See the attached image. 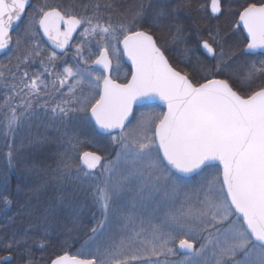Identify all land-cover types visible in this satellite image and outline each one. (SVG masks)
Instances as JSON below:
<instances>
[{
	"label": "snow or ice",
	"instance_id": "1",
	"mask_svg": "<svg viewBox=\"0 0 264 264\" xmlns=\"http://www.w3.org/2000/svg\"><path fill=\"white\" fill-rule=\"evenodd\" d=\"M30 2L0 0V51L13 43L14 26ZM226 4L227 0H212V12L230 13ZM103 7L106 15L97 3L92 15L80 16L48 4L37 6L28 15L25 30V36L34 28L42 30L57 49L64 50L72 34L84 26V42L75 49V68L64 67L52 81L53 89L68 85L69 98L49 110L65 128L69 119L94 122L119 149L115 160H106L98 152L78 153L75 170L71 157L56 154L55 167L50 168L54 182L73 176L95 178L97 171L104 180L93 191L102 219L90 229L83 254L65 253L52 264H264V85L245 90L248 86L234 81L229 69L235 53L226 52L215 37L218 54L207 40L202 47L216 63L194 69L202 73L203 82L190 78L169 63L156 37L140 28L144 22L158 26L181 9H191L192 0H159L158 4L149 0L147 6L140 3L123 9L115 20L109 11L112 5ZM236 15L232 26L246 31V48L264 49V2L248 3ZM183 32L177 25L174 39H182ZM15 44H21L19 37ZM125 58L131 62V78L120 83L112 73L119 72ZM56 59L54 51L49 61ZM44 74L53 75L45 67L32 76L22 72L17 79L7 66H0V84L7 89L0 100V128L6 139H14L35 115L34 104L42 98V90L49 89ZM260 77H264V60L250 62L245 77L249 85ZM152 104L166 110L135 115L134 109ZM41 107L48 109L47 101ZM56 132L78 152L83 143L78 137L60 133L59 128ZM7 157L11 165L13 151ZM192 174L202 179L195 189L187 190L185 181ZM126 195L130 198L119 203ZM0 201L11 204L7 196L0 195ZM31 239L25 233L6 247ZM179 252L183 260L169 259ZM10 259L4 257V264Z\"/></svg>",
	"mask_w": 264,
	"mask_h": 264
},
{
	"label": "trees",
	"instance_id": "2",
	"mask_svg": "<svg viewBox=\"0 0 264 264\" xmlns=\"http://www.w3.org/2000/svg\"><path fill=\"white\" fill-rule=\"evenodd\" d=\"M37 1L38 0H33L27 15L31 13ZM64 1L70 2L74 0ZM251 1L255 3L264 2V0ZM144 2L147 6L149 0H144ZM192 2L197 6L196 4H198V2L196 3L194 0H192ZM97 3L101 5L100 11L102 15L107 14L103 6L111 4L112 8L109 11H111L113 16L116 15L117 18V14L123 9L138 5V0H75V4H80L83 8H81L82 10H75L73 14L90 16L93 11L92 6ZM234 5L235 7H243L242 4H235V2L231 0L228 1L226 6L231 9V12L224 14L220 18L221 22L219 24V28H223L224 32L230 30V33L225 36L229 39L231 45H233L232 42L236 41L238 38V36H235V33L232 32V25L236 20V18H234L236 10L232 8ZM27 19L28 17L26 16L15 32L27 27ZM140 28L148 30L153 34L155 31L154 27H150L147 22L142 23ZM33 30L37 31L32 35L31 41H33L31 43L34 47L39 45L44 52V57H35L33 60H35L37 64L39 63L42 65L41 61L44 62L45 59L49 60L48 53L46 52H50V49L43 41L38 29L34 28ZM165 30H168V27ZM165 35L167 36V34ZM207 37L213 38L212 34H208ZM83 41L84 38L80 35L76 44H81ZM228 47L225 48L226 52L230 51L235 53L229 69L234 81L248 86L245 90H249V88L257 89L259 86L264 85V77L251 81L249 85L245 75H236L234 72V70L241 71L243 63L246 64V69H249L250 62L255 61L258 64L261 59L255 60L256 55L248 57V55H245L241 50L236 51ZM166 53L171 56L170 52L166 51ZM198 54V57H191V69L197 64L202 65V67H212L216 63L214 58H208L199 52ZM59 61H61V58L57 59L58 64H60ZM74 61H77L76 58L71 57L65 64L60 65H71V62ZM236 67H238V69H236ZM186 70L190 74V78H195L203 82L201 79L202 73L199 74L190 69ZM56 71L55 74L58 75L60 69ZM129 72L125 78H118L121 81L126 80L129 76ZM41 103V100H39V103L36 104L40 106L42 105ZM36 104H34V106ZM141 109L155 111L163 110L156 104L139 108V110ZM71 120L72 119H70L67 124H69ZM57 125L63 126L62 124ZM87 125L90 126V129H86V125L84 128L80 126L79 129L78 139L80 141H85L83 148L89 149V147L85 145L90 140L89 138L95 140L98 138L94 136H98L106 139V146L95 149L105 153L108 158L115 157L119 149L117 146L113 145L110 136L99 134L92 123H87ZM27 127L28 125L23 123L19 131L16 132L14 139H6L3 129L0 128V195L7 196L11 201L10 205H6L3 201H0V256L3 253L12 251L22 260L20 261L21 264H26L27 260H31L32 264H49L54 257L62 253L69 252L82 255L85 242L88 241L89 236H91L90 229L96 226L95 219H102L101 213L98 210L99 204L93 198V191L89 190V183L88 189H86L87 186L84 182H77L76 179L74 181L73 176L69 179H65L63 186L57 188L56 186L59 185V183L52 180V175H50L49 171L47 174H45V170L40 174L35 172L36 165H41V167L45 169V166L49 167L48 164H52L54 168L56 159H58L56 154L66 153V151L60 149L61 146L59 144L54 143L48 138L44 140L42 144L33 145L31 143L32 138L38 134L37 131L33 129H29L33 130V132H30ZM14 141L15 145H13ZM21 145H23V147H21ZM10 150L13 151L11 165L7 157V153ZM66 155L69 156L68 153H66ZM74 163L75 162L72 160V165H74ZM195 179H197V177ZM101 185L103 186V182ZM25 233L33 237V239L28 240L26 244L14 245L11 249L6 247V245L11 243L14 239L20 240ZM41 243H43V247H40Z\"/></svg>",
	"mask_w": 264,
	"mask_h": 264
},
{
	"label": "rangeland",
	"instance_id": "3",
	"mask_svg": "<svg viewBox=\"0 0 264 264\" xmlns=\"http://www.w3.org/2000/svg\"><path fill=\"white\" fill-rule=\"evenodd\" d=\"M35 3H36V6L33 8V10L37 6H42L44 4H48V5H51V6H54V7L55 6H59V7L64 8V9H68L72 13H75V10H82L81 8H83L82 5L75 4V0L74 1H70V2H67V1H64V0H38ZM140 3H144L145 4L144 0H138V4H140ZM32 11H31V13H32ZM31 13H29L28 15H30ZM28 15H27V17H28ZM115 18H116V15L113 16L114 20H115ZM27 25H28V22H27ZM25 30H26V28L18 30L17 32L14 33L13 45L11 46L9 51L7 53H5V55L0 56V66H7V68L10 69L12 73H15L17 79H19V77H20L22 72L26 71V72L29 73V76H32L33 74L42 73L45 67H48V71L53 73V75H51V76H49L48 74H44L43 75V79L46 82L49 83V89H48V92H46V93L43 92V90H42V93H41L42 98L40 100L42 102L41 103L42 105L47 101L48 109L42 108L41 105L38 106L36 104L35 106H33V110L35 112V115L33 117L29 118L27 122H25L28 125V127H27L28 130L29 129H33V130L37 131L38 135L34 136L32 138V140L35 139V138L47 137L48 139H51L54 143L59 144L61 146L60 149L65 150L66 153H68L69 156L72 158V160L75 162L74 165H73V169L74 170L76 169V166L79 164V159L77 160L78 153H82V152L87 151V150H93V151L99 152L100 154H102L105 157L106 160H115L116 156L113 157V158L112 157L108 158L105 153L95 149V148H102V147L106 146V143H105L106 139L105 138H101V137H98V136H94V137L98 138V139H95V140L89 138L90 140L85 144L86 146L89 147V149L83 148L85 141H82L83 143H81L79 145L78 152H75L69 147V144L67 143L66 139L62 135L58 136V134L56 132L57 128H59L60 133L67 132L70 136H75V137L79 136L80 126H82L84 128V126L86 125L85 128L86 129H88V128L90 129V126L87 125L88 122H86L84 120H73L72 119L71 122L69 124H67L68 125L67 128H65L63 126H60V125H57V124H62L60 119H58L56 117H53L51 111L49 110L51 107L54 106L55 103L60 102L62 99L69 98L67 96L68 85H65L63 88H61L57 84L56 88L53 89L52 81H54L56 79L57 74H55V72H57L56 71L57 69H60L58 75H61L62 72H63V68L64 67L72 66L74 68L73 64H71V65H67V64L66 65H60V64H65L69 60L67 55L70 52H72V55H75L76 47L74 45L72 47V49L67 54H62L64 56H61V54H60V56H58L59 54L56 52V55H57L58 59L61 58V61H59L60 64L57 63V59L55 61H51V62L49 60L45 59L42 65L39 64V63L37 64L35 62V60H33V59L35 57H39V56L44 57L43 49L40 48L39 45H38V48L34 47V45H32V43H31L33 41V40L31 41L32 35H34L33 33H35V31H37V30H35V31L33 30V33H29L27 36H25ZM82 32H83V29H82ZM17 37H19L20 40H21V44L19 45V47H17V45L15 44V40H16ZM224 48H226V46H224ZM52 51L53 50H51L50 52H46V53H48V56H50ZM92 51L96 52V47L94 45L92 47ZM29 53H31V55H29ZM36 53H38V54H36ZM254 55H256L255 56V60L256 59L264 60V55H262V53H257V54H254ZM85 56L86 57L88 56L87 51H85ZM94 58L95 57L93 56L91 59H94ZM91 59H89V64L91 63ZM52 65H54V66H52ZM248 70L249 69H246V67L244 66V68H242L241 71H235L234 70V72H235L236 75H237V73H242L246 77V74H247ZM128 72H129V69L124 67L123 60H122L119 72L117 73V72L114 71L113 75L115 77L125 78L128 75ZM6 75H9V74L6 73ZM8 82H11V76L10 75H9ZM68 83L69 84L73 83L71 78L69 79ZM82 88H83V92L84 93L88 92L87 84L83 85ZM5 94H7V89H5L2 86V84H0V100L3 99V96ZM79 94H80V92L78 91L77 95H79ZM148 111H150V109L138 110V111H136V113H137L136 116L138 117L141 112H148ZM69 116L71 117L72 114L70 113ZM69 120H67L65 123H67ZM85 122H86V124H85ZM133 122L135 123V121H133ZM33 130H29V131L33 132ZM18 131H19V129L17 130V132ZM13 145H15V141L13 142ZM48 166L49 167L45 166V169H43L41 167V165H36L35 172H38L40 174L43 170H45V174H47L48 171H49L50 175H53L52 172L50 171V168H53L52 164H48ZM196 177H197V179H195ZM201 179H202L201 176H195L193 178L186 179L185 183H186L187 190L195 189L199 185ZM73 180L75 181V177L73 178ZM103 180H104V177L101 175V173L99 171H97L95 173V178L88 177L86 179H81V180H76V181L77 182L78 181L79 182L80 181L84 182V184L87 186L86 189H88V183H89V190L94 191V189H95V187L97 185L102 186L101 183L103 182ZM64 183H65V180H63L62 183H59V185H57L56 187L57 188H61ZM129 198L130 197L126 195L121 201H119V203H124ZM182 200H183V197H180V201H182ZM180 201H177V207H179ZM98 210L100 211V208ZM73 218H74V216H73ZM100 219L101 218H96L95 219L96 220L95 224H97V222ZM156 222H158V221H156ZM177 243H178V241H177ZM198 246L199 245H197V247ZM1 257L2 256H0V258ZM183 258H184L183 254L179 252L176 256L170 257L169 259L176 260V261H181V260H183Z\"/></svg>",
	"mask_w": 264,
	"mask_h": 264
},
{
	"label": "flooded vegetation",
	"instance_id": "4",
	"mask_svg": "<svg viewBox=\"0 0 264 264\" xmlns=\"http://www.w3.org/2000/svg\"><path fill=\"white\" fill-rule=\"evenodd\" d=\"M197 6H195L194 2H192V8L191 9H181L177 14L176 17H167L163 20H160L158 22V26H154V36L157 39L158 44L161 46L163 51L166 53V51L171 53V56H169L167 53L171 64L173 67H175L177 70L181 72H187L186 69L193 70L195 68H201L202 65L197 64L190 68L191 66V57L195 56L198 57L199 53L205 55L208 58H212L213 56H209L204 48L202 47V41L207 40L214 48L217 49V54L219 53V46L214 42V37L216 40H219L221 44L228 48H233L234 50H243L242 52L245 55H248L250 57L253 56L256 53H249L246 51V45H247V37L241 29H236L233 27L232 32L235 33V36H238L237 40L232 42L233 45H231V42H229V39L225 36L230 33V30L227 32L223 31V28H219V24L221 22V17L223 15H215L211 10V0H194ZM230 0H227V2ZM235 2V4H242V6H246L248 3H255L251 0H231ZM154 4H158L159 0H152ZM172 3H175V0H172ZM222 3H224V0H222ZM234 4V3H233ZM232 7V6H230ZM243 7H232L235 8L236 12L234 14V18L238 20V16L236 13L240 10H242ZM235 20V21H236ZM181 25L184 28V32L182 33V39L175 40L174 34L176 32V26ZM218 25V26H217ZM168 27V30H165ZM211 32V33H210ZM216 32V33H215ZM217 32H219V35H217ZM241 32V33H240ZM167 34V36L165 35ZM212 34L213 38H208L207 35ZM77 45H80L79 43L75 44V47ZM191 49L190 52H185V48ZM69 52V51H68ZM67 52V53H68ZM65 53V54H67ZM67 57L70 59L71 57L75 58V55H72V52H70ZM77 61L71 62L73 64L74 68L76 66ZM124 67L128 68L130 70L129 65L123 61ZM243 68L245 66V63L242 64ZM238 69V67H236ZM188 73V72H187ZM201 74L200 72H197ZM189 74V73H188ZM242 74V73H237ZM190 75V74H189ZM129 79V78H128ZM127 79V80H128ZM126 80V81H127ZM125 81V82H126ZM4 254H11L12 258L9 261V264H21L20 261H22L17 254L14 252H6L3 253L0 258V264H4L3 261V255Z\"/></svg>",
	"mask_w": 264,
	"mask_h": 264
},
{
	"label": "water",
	"instance_id": "5",
	"mask_svg": "<svg viewBox=\"0 0 264 264\" xmlns=\"http://www.w3.org/2000/svg\"><path fill=\"white\" fill-rule=\"evenodd\" d=\"M31 2H32V0H31ZM31 2H30V5H31ZM27 9L28 8H26V11H27ZM211 9H212V3H211ZM23 19V18H22ZM21 19V20H22ZM21 21H19L17 24H15V26H14V29H13V31L18 27V25H19V23H20ZM81 28V27H80ZM80 28H77V30L72 34V37H71V39L69 40V44H68V47L66 48V49H64V50H60V49H57L54 45H53V43L48 39V37L47 36H44L43 35V33H42V30H40L39 29V31H40V34H41V36L43 37V39L45 40V42L53 49V50H55L56 52H59V53H64L70 46H71V44H72V42H73V40H74V38H75V36H76V34L78 33V31L80 30ZM62 30H63V26H62ZM12 31V32H13ZM245 33H246V31H244ZM246 35H247V33H246ZM12 45V44H11ZM11 45L9 46V48L8 49H5V50H2V51H0V56L2 55V54H4V53H6L10 48H11ZM205 50V49H204ZM246 51L247 52H250V53H256V52H263L264 53V49H251V50H249V49H247L246 48ZM205 52L209 55V56H212V54H209L208 52H207V50H205ZM125 61L131 66V62L130 61H128L126 58H125ZM170 63V62H169ZM131 68H132V66H131ZM178 71V70H177ZM166 110V109H165ZM134 112H135V109H134ZM93 124H94V122H92ZM94 126H95V124H94ZM95 128L97 129V131L99 132V133H101V134H104V135H108L107 133H105L103 130H101V129H99L98 128V126H95ZM113 134V133H112ZM88 151H90V152H97V151H92V150H88ZM99 153V152H98ZM100 154V153H99ZM101 155V154H100ZM103 156V155H102ZM193 175H195V174H192L191 176H193ZM190 176V177H191ZM182 253V252H181ZM65 254V253H64ZM64 254H62V255H64ZM69 254V253H68ZM69 255H71V254H69ZM7 256H10V258H12V256L11 255H7ZM7 256H5V257H7ZM59 256H61V255H59ZM58 257V256H57ZM57 257H55L52 261H51V263L50 264H52V262L57 258ZM4 261V260H3Z\"/></svg>",
	"mask_w": 264,
	"mask_h": 264
}]
</instances>
